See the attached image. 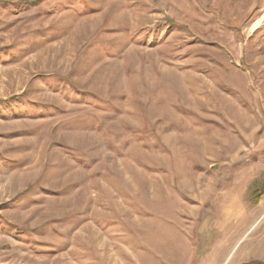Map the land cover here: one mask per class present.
I'll return each mask as SVG.
<instances>
[{
  "label": "rangeland",
  "instance_id": "obj_1",
  "mask_svg": "<svg viewBox=\"0 0 264 264\" xmlns=\"http://www.w3.org/2000/svg\"><path fill=\"white\" fill-rule=\"evenodd\" d=\"M0 264H264V0H0Z\"/></svg>",
  "mask_w": 264,
  "mask_h": 264
},
{
  "label": "bare ground",
  "instance_id": "obj_2",
  "mask_svg": "<svg viewBox=\"0 0 264 264\" xmlns=\"http://www.w3.org/2000/svg\"><path fill=\"white\" fill-rule=\"evenodd\" d=\"M255 30V29H254Z\"/></svg>",
  "mask_w": 264,
  "mask_h": 264
}]
</instances>
